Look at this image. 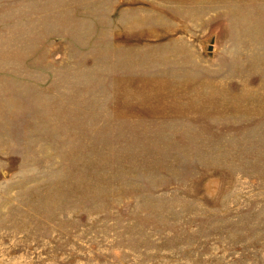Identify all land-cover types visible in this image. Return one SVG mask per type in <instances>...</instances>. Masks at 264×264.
Wrapping results in <instances>:
<instances>
[{"label":"rangeland","instance_id":"obj_1","mask_svg":"<svg viewBox=\"0 0 264 264\" xmlns=\"http://www.w3.org/2000/svg\"><path fill=\"white\" fill-rule=\"evenodd\" d=\"M0 264H264V0H0Z\"/></svg>","mask_w":264,"mask_h":264}]
</instances>
